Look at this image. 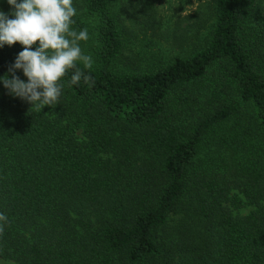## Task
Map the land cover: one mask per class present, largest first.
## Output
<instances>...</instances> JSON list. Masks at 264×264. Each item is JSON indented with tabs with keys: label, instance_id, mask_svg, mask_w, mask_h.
Segmentation results:
<instances>
[{
	"label": "trees",
	"instance_id": "1",
	"mask_svg": "<svg viewBox=\"0 0 264 264\" xmlns=\"http://www.w3.org/2000/svg\"><path fill=\"white\" fill-rule=\"evenodd\" d=\"M214 1L201 47L122 69L131 18L73 0L94 84L69 70L39 112L0 83V259L264 264V0ZM22 50L0 47V77Z\"/></svg>",
	"mask_w": 264,
	"mask_h": 264
},
{
	"label": "clouds",
	"instance_id": "2",
	"mask_svg": "<svg viewBox=\"0 0 264 264\" xmlns=\"http://www.w3.org/2000/svg\"><path fill=\"white\" fill-rule=\"evenodd\" d=\"M7 4L12 11H0V47L16 43L23 46L8 72L0 77L10 94L40 112L44 106L59 104L63 87L59 82L69 70H73L71 84L81 80L94 84L85 71L92 68L93 60L83 54L79 44L89 39L88 30L71 27L76 15L73 0H7ZM78 61L83 69L77 66ZM17 70H22L26 82L15 74ZM0 222L2 234L7 216L0 213Z\"/></svg>",
	"mask_w": 264,
	"mask_h": 264
},
{
	"label": "rangeland",
	"instance_id": "3",
	"mask_svg": "<svg viewBox=\"0 0 264 264\" xmlns=\"http://www.w3.org/2000/svg\"><path fill=\"white\" fill-rule=\"evenodd\" d=\"M112 10L131 18L125 23L129 49L122 69H148L158 61L189 54L202 46L215 21L214 0H112ZM88 33L89 39L79 44L83 54L91 57L95 37ZM250 211L251 207H245L234 214ZM0 264L15 263L0 259Z\"/></svg>",
	"mask_w": 264,
	"mask_h": 264
}]
</instances>
